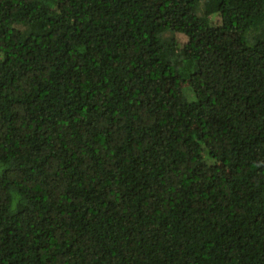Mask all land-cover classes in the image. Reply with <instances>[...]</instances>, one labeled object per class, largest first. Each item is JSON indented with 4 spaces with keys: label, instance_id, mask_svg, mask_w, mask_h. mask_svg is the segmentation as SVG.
Segmentation results:
<instances>
[{
    "label": "trees",
    "instance_id": "1",
    "mask_svg": "<svg viewBox=\"0 0 264 264\" xmlns=\"http://www.w3.org/2000/svg\"><path fill=\"white\" fill-rule=\"evenodd\" d=\"M0 264H264V0H0Z\"/></svg>",
    "mask_w": 264,
    "mask_h": 264
},
{
    "label": "rangeland",
    "instance_id": "2",
    "mask_svg": "<svg viewBox=\"0 0 264 264\" xmlns=\"http://www.w3.org/2000/svg\"><path fill=\"white\" fill-rule=\"evenodd\" d=\"M177 36L179 37V39L181 40V42H184L186 40L185 35H183L181 33H178ZM194 40H195L196 43L202 44V43H200V36L196 35L195 38H194ZM206 43H207V40H206ZM183 85L187 88L188 82L187 81H184ZM188 99L189 100L195 99V95H194V93L191 90H190V93L188 94ZM196 130L197 129H194L193 132H196Z\"/></svg>",
    "mask_w": 264,
    "mask_h": 264
}]
</instances>
